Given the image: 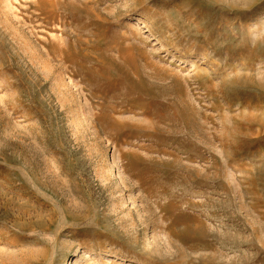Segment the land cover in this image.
<instances>
[{
	"label": "rangeland",
	"instance_id": "rangeland-1",
	"mask_svg": "<svg viewBox=\"0 0 264 264\" xmlns=\"http://www.w3.org/2000/svg\"><path fill=\"white\" fill-rule=\"evenodd\" d=\"M0 264H264V0H0Z\"/></svg>",
	"mask_w": 264,
	"mask_h": 264
},
{
	"label": "bare ground",
	"instance_id": "bare-ground-1",
	"mask_svg": "<svg viewBox=\"0 0 264 264\" xmlns=\"http://www.w3.org/2000/svg\"><path fill=\"white\" fill-rule=\"evenodd\" d=\"M67 254H68V256H76L78 254V251H77V249H73L72 251H69Z\"/></svg>",
	"mask_w": 264,
	"mask_h": 264
}]
</instances>
